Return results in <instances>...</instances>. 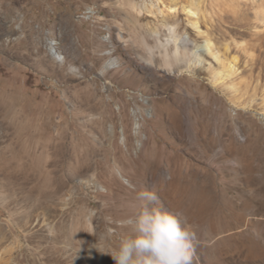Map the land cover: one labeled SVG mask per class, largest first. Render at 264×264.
Instances as JSON below:
<instances>
[{
    "label": "rangeland",
    "instance_id": "obj_1",
    "mask_svg": "<svg viewBox=\"0 0 264 264\" xmlns=\"http://www.w3.org/2000/svg\"><path fill=\"white\" fill-rule=\"evenodd\" d=\"M0 41V264H114L145 191L264 264V0H0Z\"/></svg>",
    "mask_w": 264,
    "mask_h": 264
},
{
    "label": "clouds",
    "instance_id": "obj_2",
    "mask_svg": "<svg viewBox=\"0 0 264 264\" xmlns=\"http://www.w3.org/2000/svg\"><path fill=\"white\" fill-rule=\"evenodd\" d=\"M138 199L141 204L134 215L122 222L129 231L104 254L114 264H192L197 241L194 226L179 214L155 206V193L141 192Z\"/></svg>",
    "mask_w": 264,
    "mask_h": 264
},
{
    "label": "bare ground",
    "instance_id": "obj_3",
    "mask_svg": "<svg viewBox=\"0 0 264 264\" xmlns=\"http://www.w3.org/2000/svg\"><path fill=\"white\" fill-rule=\"evenodd\" d=\"M192 4V2H191ZM189 4V5H191ZM262 11V10H261ZM189 12V10H188ZM193 25L196 24V22H192ZM3 28V27H2ZM30 38H28V35H27V45L26 46V52L24 53H20V52H16L14 53L15 56H18V57H21V58H26L28 54L31 53L30 51V46L32 45V42L29 40ZM22 40V39H21ZM9 41V40H8ZM18 42V41H17ZM22 42V41H21ZM24 46V45H23ZM4 48V43L2 41H0V49ZM198 49L199 50H202V51H205L207 54H210L212 55L213 57L219 59L218 57V54L214 51V47H213V43L211 41V38L207 35L206 38H205V41L204 43L198 45ZM48 52H50L51 54V63L52 64H60L64 61V55H62L58 50L57 48L54 46V44L52 43H49V46H48ZM37 56L39 58L40 61L43 60V56H41L40 54L37 53ZM1 65H7L8 63H6L5 61H1ZM113 62V59L106 62L104 68L102 69V71H105L107 68H110L112 67L111 63ZM225 69L228 71L230 70L231 68V65H224ZM223 67V68H224ZM75 70V69H74ZM76 73V71H74ZM216 75H219V73H216ZM229 155H231V151H228ZM238 158V157H237ZM262 190V195L258 196L255 200V205H260L259 207L261 208V210L264 211V188L261 189ZM253 197V196H252ZM159 198V197H158ZM254 199V197L252 198ZM163 207V206H162ZM258 209L259 208H254L252 209L253 211H251L252 214H257L258 213ZM166 211H169V212H172V213H176V214H179L181 219L186 221L187 223L188 222H191L193 220V218L191 217V214L188 210L186 209H182L181 207L177 206V205H167V208H166ZM264 213V212H263ZM198 221V220H197ZM121 222H123V220H121ZM193 222V221H192ZM88 223V222H86ZM123 224V223H121ZM86 225V224H85ZM89 227V226H88ZM90 229V228H89ZM92 232H93V227H92ZM241 246H244V243L241 241ZM239 243V244H240ZM247 254V253H246ZM193 256V255H192ZM247 256H250L247 255ZM89 263L88 264H102V259L101 258H97V259H90V261H88Z\"/></svg>",
    "mask_w": 264,
    "mask_h": 264
}]
</instances>
